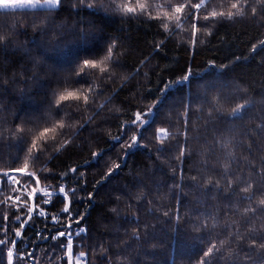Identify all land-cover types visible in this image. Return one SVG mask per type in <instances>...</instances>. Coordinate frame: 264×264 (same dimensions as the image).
I'll return each mask as SVG.
<instances>
[{"label": "trees", "instance_id": "trees-1", "mask_svg": "<svg viewBox=\"0 0 264 264\" xmlns=\"http://www.w3.org/2000/svg\"><path fill=\"white\" fill-rule=\"evenodd\" d=\"M215 2L219 3V0ZM71 7L72 0H68L65 11L60 12L59 15L51 14L55 18L52 29H57V25H65L63 29H57V32L63 33V38L52 30L45 35L34 31L33 15L39 20L49 15L47 11L35 12L32 9H19L9 10L8 15L0 14V31L5 35H9L7 32L9 26L17 25L16 33L11 35L7 50H0V108H2L0 134L3 135V139H0V169L21 166L24 153L20 152V159H15L17 156L16 141L14 138H9L10 134L15 133L17 126L25 130L30 129L32 124L29 121L36 115L44 114L48 106L49 94L55 87L57 78L53 73L61 74L56 67L60 57L51 49L55 47L57 40L61 46L65 43L77 42L81 28L90 30L92 35L97 37V47L100 50L106 47V42L110 37L118 35L124 41L122 50L127 49L121 58L124 67L115 70L114 82H109L103 95L91 105L94 111L110 98V102L92 123L88 124L64 151L56 154L54 149H50L48 154L35 163L33 167L39 169L45 164L49 154L54 157L47 163V168L51 169V172L40 173L42 177H47L42 180L43 184L56 188L61 183H65L68 187H78L76 181L71 178V173L63 179L60 174L71 166L80 165L79 171L86 173L85 179L87 180L86 190L80 195L86 196L87 192L93 190V184L100 180L107 168L103 164L99 167H89L84 164V161L91 159L93 151L100 148L107 149L109 134H118L121 121L131 119L132 112L137 108L146 109L152 100L160 95L158 89L162 88L165 82L183 75V69L188 64H191L194 73L202 76L205 73L218 74L223 71V83L228 85L223 91L230 98L229 103L224 106L225 114L237 103L250 102L251 106L247 114L243 120H236L234 126L236 127L235 140H243L245 145L251 143L239 133L246 129H255L256 125L264 122V48L257 47L255 51H252L253 44L258 45L259 41L264 40V26H262L264 20L260 16L254 19L249 16L248 18H237L234 22L223 20L215 25L209 24L208 27L213 29L211 36L205 34L207 28H201L199 39L209 43L198 45L196 54L192 58L188 51V44H180L183 38H191V21L184 23L187 31L180 32L176 29L178 34L172 36L165 48L157 53L153 50L154 45L166 35L160 28V21H146L144 17H141L139 21L132 19L124 21L118 15L111 18H105L102 15L90 17L87 11L82 16H77L71 14ZM90 20L94 23L90 24ZM73 26L76 29L75 33L71 31ZM237 56L241 59L230 63ZM145 57L149 59L141 66L140 61ZM212 59L216 62L215 68L208 66V61ZM33 60H40L41 66L34 67ZM222 63L228 67L221 69L219 66ZM137 68H139V73L132 75ZM33 75L37 76L36 80L29 79ZM125 75H130L132 78L123 82L120 77ZM41 82H43V87H41ZM122 83L123 87H121ZM201 83L203 81L194 80L191 86L192 111L189 128L194 137L191 140L194 154L183 165V188L173 189V185L180 181L179 172L176 174L175 181L171 178L172 168L176 166V161L171 157L178 153L170 151L158 159L155 152L157 145L153 135L155 129L159 127L176 131L178 120L180 121L179 129L183 131L181 113L184 105L189 102L186 99L188 89L182 88L177 91L180 86L176 85L169 90L170 98L165 102L157 124L150 131L145 132L144 143L147 147L143 152L129 155L127 166L95 194V203L86 219L90 239L86 241L84 249L76 248L74 252L86 250L90 254L92 264H108L107 258L103 260L100 258L99 246L103 244L110 249L108 257L111 258L112 264H121V258H124L123 264H197L202 254L199 250L206 248L207 242L197 239L201 233L193 230V223L198 221L202 224L206 220L209 230L212 231V237H207V239L214 238L218 234L220 239H224L223 229L226 224L232 225L230 231L235 232L237 229L241 233L247 231L249 225L242 223L236 207L243 211L248 201L237 205L236 197H233V206L230 207L229 202L222 198L223 192L218 195L214 189L207 193L202 191L203 179L201 177H206L208 173L203 171L204 156L201 154L207 155L206 148L212 146L214 135L210 124L205 133L208 108L204 107L203 112L197 111L203 97ZM214 94V91L210 92L208 98L211 99ZM117 108L121 111L116 112ZM91 114L80 115L81 121ZM250 135L256 141L252 148L251 162L259 167L260 158L264 157V132L257 136L255 131H251ZM205 140H207V145L204 144ZM149 152H151V159L148 156ZM235 152L237 157L241 156L240 148H236ZM118 154H122L119 146L105 156V162L109 166L113 161L119 162L116 159ZM244 155L246 156L247 153ZM217 157L223 158L219 148H216L215 155L207 160L209 167H219ZM236 168L237 165L234 164L233 169L236 170ZM243 174L247 175L246 168ZM194 175L198 177L196 182L191 180ZM80 183L82 184L83 181ZM194 183H199L201 188L192 187ZM141 193L147 195L137 212L135 201L137 195ZM177 195L183 198L180 204L177 203ZM0 199H3V196H0ZM130 200L132 207H129ZM148 201L153 203L149 204ZM43 207L51 213H56L63 207V204L54 199L52 205ZM75 207L81 212L84 211L83 205L77 204ZM113 208L118 210V214L112 211ZM149 208H152L154 214H149ZM169 209H171V220L162 215L163 211ZM177 209H179V215L183 217L178 229L175 221ZM4 211H8L11 216L16 210L0 207V214ZM134 215L139 216L142 237L140 240L131 238L136 225L125 221V218L130 219ZM213 223L216 224L214 229L211 227ZM254 223L258 229H261L264 225V215L255 219ZM145 225H147L146 232ZM37 228L45 230L42 217L36 218L35 226L27 228L25 234L28 239L22 242L21 248L27 246L26 249L34 252L37 258L35 264H67L66 259H58L62 256L63 249L55 247L57 242L51 239H36ZM48 228L52 229L53 225L49 223ZM94 248L96 251H93ZM243 258L244 253H241V260ZM253 261L255 264H264V255L258 256L254 253L249 264H253ZM29 263L34 264L32 261Z\"/></svg>", "mask_w": 264, "mask_h": 264}, {"label": "snow or ice", "instance_id": "snow-or-ice-1", "mask_svg": "<svg viewBox=\"0 0 264 264\" xmlns=\"http://www.w3.org/2000/svg\"><path fill=\"white\" fill-rule=\"evenodd\" d=\"M67 2L68 0H0V14L8 15L9 10L19 9H32L35 12L47 11L49 15H45L39 20L33 15L32 19L34 31L45 35L49 30L57 32V29L65 27L61 24L57 25V29H52L51 26L55 23V18L51 14L59 15L60 12L65 11ZM85 11L90 17L102 15L105 18H111L118 15L124 21L129 19L139 21L141 17L146 18V21H160V28L166 35L155 43L153 50L157 53L165 48L167 41L172 36L178 34L176 29H179L180 32L187 31L184 23L191 21V38H183L180 44L187 43L188 51L194 58L197 46L209 43L199 39L201 28H207L205 34L211 36L213 29L208 27L209 24L215 25L223 20L234 22L237 18H248L249 16L253 19L260 16L264 20V0H255V3L253 0H219V3H216L215 0H72L71 14L82 16ZM201 21L205 23L201 24ZM89 23L94 22L90 20ZM16 28V24L9 26L7 28L9 35L0 31V50H7L11 35L16 33ZM71 31L75 33V26ZM57 34L63 38L62 32H57ZM97 44V37L93 36L90 30L84 28L80 29L79 40L75 43H65L61 46L59 40L56 41L55 47L51 51L60 57L56 67L61 74L53 73L57 78L55 87L49 94L48 106L43 115H36L29 121L32 124L30 129L25 130L23 127L17 126L15 133L10 134L9 138H14L16 141L17 156L15 159H20V152L24 153V157L20 167L0 169V196H3V199H0V207L16 210L15 214L11 216L8 211L0 214V264H5V260L6 264H29L30 261L35 264L37 258L34 252L21 248V244L28 239L25 234L26 230L29 226H35L37 217L43 218L46 231L37 228L35 237L57 242L55 247L63 249V254L58 259H66L67 264H73V260H75V264H92L88 251L81 250L76 253L74 249H84L86 241L90 239L86 219L95 203L94 196L101 187L110 182L127 166L129 155L143 152L147 147V144L144 143L145 132L150 131L157 124L161 110L170 98L169 90L176 85L180 86L177 91L182 88L188 89L186 99L189 102L184 105L181 113L183 131L179 129L180 121L178 120L176 131L159 127L155 129L153 135L157 145L155 152L158 159L170 151L178 153L171 157L176 161V166L172 168L171 178L175 181L176 174L179 172L180 181L173 185V189H182L183 165L194 154V149L191 146V140L194 137H192L189 128L192 111L190 93L194 80L203 81L200 85L203 97L197 111L203 112L204 107L208 108L205 133H207V126L210 124L214 135L212 146L206 148L207 155L201 154L204 156L203 171L208 173L206 177H201L203 179L202 191L207 193L214 189L218 195L223 192L222 198L229 202L230 207L233 206V197H236L237 205L243 201L249 202L243 211L236 207L242 223L249 225L245 233H241L238 229L235 232L230 231L232 225L226 224L223 229L224 239H220L219 234L214 238L207 239V237H212V231L209 230L206 220L202 224L198 221L193 223V230L201 233L197 239L207 242V247L199 250L202 254L197 264H249L254 253L258 256L264 255V225L258 229L254 223L255 219L264 215V157L260 158L259 167L251 162L252 148L256 141L250 135L251 131H255L257 136L264 132V122L256 125L255 129H246L239 133L241 137L251 143L245 145L243 140H235L234 122L243 120L251 104L250 102L237 103L225 114L224 106L229 103L230 98L223 91L228 87L223 83V71L218 74L205 73L202 76L194 73L191 64H188L183 69V75L175 80L165 82L163 87L158 89L160 95L153 99L146 109L137 108L132 112L131 119L122 120L118 134H109L108 148L93 151L91 159L84 161V164L89 167H99L103 164L107 168L100 180L93 184V190L87 192L86 196L80 195L87 186L86 173L79 171L80 165L71 166L60 174L63 179L71 173V178L76 181L78 187H68L65 183H61L56 188L42 183V180L47 177H42L40 173L51 172V169L47 168V163L54 157L49 154L47 161L39 169L33 167L35 163L42 156L48 154L50 149H54L56 154L64 151L68 145L75 141L80 132L92 123L110 102V98L101 103L94 111L91 105L95 104L97 98L103 95L106 85L109 82H114L116 79L115 70L124 67L121 58L127 49L122 50L124 41L118 35L110 37L106 42V47L102 50L98 49ZM257 47L264 48V40L259 41L258 45L253 44L252 51H255ZM148 59L145 57L140 61V65L143 66ZM240 59L241 57L237 56L230 63H235ZM33 65L39 68L41 61L33 60ZM208 66L215 68V60H209ZM219 67L223 69L228 65L222 63ZM138 73L139 68L132 75ZM131 78L130 75L120 77L123 82H127ZM29 79L36 80L37 76L33 75ZM41 87H43V82H41ZM121 87H123V83ZM213 91L215 94L209 99L208 94ZM120 111L121 109H116V112ZM84 113L92 114L87 115L81 121L80 115ZM129 133H131L130 136ZM0 139H3L2 134H0ZM166 144L167 146H165ZM204 144L207 145V140L204 141ZM118 146L122 151V154H118L116 158L119 162L113 161L109 166L105 162V156ZM216 148L221 150L223 158L217 157L219 167H209L207 160L215 155ZM236 148L241 149L240 157L236 155ZM244 153L247 155L245 156ZM148 156L151 159V152L148 153ZM234 164L237 165L236 170L233 169ZM245 168L247 175L243 174ZM191 180L196 182L198 177L194 175ZM80 181L83 183L81 184ZM192 187L201 188V185L194 183ZM146 195V193L137 195L135 201L137 212ZM257 197L258 199H256ZM54 199L62 203L63 207L59 212L51 213L43 206L52 205ZM182 199V196L177 195L178 204L182 203ZM148 203L152 204L153 202L148 201ZM77 204L84 206L83 212L75 207ZM129 207H132L131 200ZM112 211L118 214L116 208H113ZM148 212L154 214L152 208H149ZM162 215L171 220V209L163 211ZM182 219L183 217L179 215V209H177L175 216L177 229ZM213 220H215L214 217ZM125 221L136 225L131 238L142 239L139 216L125 218ZM49 223L53 225L52 229L48 228ZM211 227L214 229L216 224L213 223ZM146 230L147 225H145V232ZM125 234L127 235V231ZM93 251L96 249L94 248ZM109 251V248L100 244V258L102 260L107 258L108 264H112L111 258L108 257ZM241 253H244L243 260H241ZM123 259L121 258V264H123ZM253 264H255L254 261Z\"/></svg>", "mask_w": 264, "mask_h": 264}, {"label": "rangeland", "instance_id": "rangeland-1", "mask_svg": "<svg viewBox=\"0 0 264 264\" xmlns=\"http://www.w3.org/2000/svg\"><path fill=\"white\" fill-rule=\"evenodd\" d=\"M14 209V208H13ZM15 210V209H14ZM27 247V246H26ZM26 247H25V249H26ZM30 264V263H29ZM73 264H75V260H73Z\"/></svg>", "mask_w": 264, "mask_h": 264}, {"label": "built area", "instance_id": "built-area-1", "mask_svg": "<svg viewBox=\"0 0 264 264\" xmlns=\"http://www.w3.org/2000/svg\"><path fill=\"white\" fill-rule=\"evenodd\" d=\"M26 246H23L22 248L25 249Z\"/></svg>", "mask_w": 264, "mask_h": 264}]
</instances>
